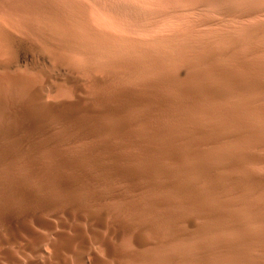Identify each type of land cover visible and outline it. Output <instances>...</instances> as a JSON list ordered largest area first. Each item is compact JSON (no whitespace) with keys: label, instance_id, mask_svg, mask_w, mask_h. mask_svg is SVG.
Listing matches in <instances>:
<instances>
[{"label":"bare ground","instance_id":"obj_1","mask_svg":"<svg viewBox=\"0 0 264 264\" xmlns=\"http://www.w3.org/2000/svg\"><path fill=\"white\" fill-rule=\"evenodd\" d=\"M249 7L247 4L246 8ZM229 13L224 12L227 16ZM255 16L257 14L252 15L253 18ZM123 27L118 29L124 30L122 35L129 38L130 34ZM247 30L249 33L250 29ZM247 32L240 37H251L252 34L248 35ZM258 35L256 37H261ZM66 36L65 40L69 35ZM0 39V56H4L2 60L8 59L3 63L9 68L3 72L14 65L21 66L22 62L32 69L35 60H39L43 68L37 69V75L42 85L47 84L54 72L60 73L61 57L54 49L56 53H48L50 41H39L37 46L26 43L28 40L23 42L13 37ZM215 39L216 36L213 41ZM61 41L64 44L63 39ZM81 41L80 44L83 43ZM258 41L259 38L256 44L253 42L255 49L261 45ZM76 43L73 55L79 57L82 53H77ZM251 43L249 45L253 46ZM246 46L245 49L237 47L246 51L244 56L255 51L248 53ZM44 47L46 50L43 52L41 48ZM80 48V52L87 50ZM192 48L190 50L194 52L195 48ZM219 49H212L219 57L207 54V50H210L208 47L207 55L186 64L181 61L185 56H179L174 61L180 59L181 66L173 62L178 67L168 75L167 71L171 69L164 73L166 66L164 70L160 68L162 62L155 58L156 53V56L150 53L147 59L155 56V60L151 58L145 61L146 73L152 72L153 77L141 79L137 91L120 88L105 91L106 96L92 91L87 101L83 102L77 97L71 103L61 104L60 109L44 102L40 87L28 83L21 86L19 99L0 95V117L4 113L11 116L14 132L8 138L13 137L15 143L14 149L0 151V231L6 230L7 225H20L27 231L31 226L52 231L53 224L44 217V212L56 219L62 228L72 230L74 237L82 243L86 244L87 234L90 241L102 244L108 255L111 254L110 241L126 236L128 245L136 252L127 256L135 263L264 264V68H260V65L248 67L238 56L231 59L229 53L217 54ZM235 51L238 53L239 50ZM168 52L173 54L171 49ZM91 53L94 54L88 52L92 56ZM181 54L184 55L182 51ZM226 55L229 56L226 63L225 59L224 62L218 59ZM87 57L81 69L78 66L81 71L75 68L83 71L82 75L84 72L85 76L88 74L87 78L81 77L88 79L90 76L92 85L97 88L101 78L97 79L92 73ZM96 57L99 56H95L93 61L98 63ZM132 57L133 60L135 57ZM99 58H103L101 53ZM217 60L229 68L218 67ZM19 62L21 64H17ZM106 62L104 64H109ZM24 65L22 67L25 69ZM126 65L129 68L128 62ZM15 68L12 71L20 69ZM62 68L65 69L64 66ZM94 70L97 71L96 67ZM74 72H64L62 76L63 81L78 94L82 91L81 79ZM134 74L139 75L137 72ZM121 75L123 78L124 74ZM127 78L133 80L132 77ZM62 83L61 86H64L65 83ZM6 86L3 85L5 94ZM88 90L86 88L87 95ZM18 130L26 131L29 138L19 135ZM27 142H32L31 151L34 154L38 153L40 142H43L44 148L50 152L49 157L45 161L39 156V159L29 160L30 155L21 149ZM24 218L29 220L30 225L24 224ZM149 249L155 253H148Z\"/></svg>","mask_w":264,"mask_h":264},{"label":"rangeland","instance_id":"obj_2","mask_svg":"<svg viewBox=\"0 0 264 264\" xmlns=\"http://www.w3.org/2000/svg\"><path fill=\"white\" fill-rule=\"evenodd\" d=\"M247 4H248V7L249 6L251 7L246 8ZM261 7L264 8V0H248V1L247 0H212V1L211 0H0V38L1 37L4 38L5 36H7V37H13L17 39H22L23 42H26V40H28L26 43L34 44L37 46H39L38 45L39 41H46V42L50 41L49 42L50 46H48V48L50 47L49 52L48 51L47 52L48 53L57 52L56 54H59V56L61 57L60 73L54 72L51 75V77L48 79L47 84L42 85L37 75L38 71L41 68H43L39 60H35L34 62L35 65L32 67V69L31 67H29L27 63L26 65L25 62H22L21 66L14 65L10 68V70L3 72L9 69L8 67H5L6 64L4 65V63H6L8 59L6 58L7 57L6 55H5V58L7 60L6 59L2 60L4 56H0V59H1L0 60V66H1L0 95H2L5 98H9V99H12V98L19 99L21 96V86L23 84L28 83V84L36 85L37 87H40L39 88L40 96H41V99L43 98L42 100L44 102H47L48 104L53 105L55 108L60 109L61 104L71 103L77 97L81 99V101L83 102L87 101L88 99H90V96L92 95L93 92H100V94L106 96L105 91L118 90L120 88H125V89L130 88L129 90L132 89L131 91H137L138 87L142 83V80L150 79L153 77L152 72L149 71V73H146L148 70H146L147 68H146L145 61L151 58H154L157 55L155 58L156 59L159 58V61L162 62L160 63V65L158 63L159 67L163 68L164 66H166L164 73H166L167 69H171L167 71V75H168V72H171L176 67H178L177 65H174L175 62L178 63V65L182 63L181 61H184L185 64L186 62L191 63L192 59L194 61V58H196L197 60L199 57H202V55L206 53V50L208 49V47H210V50H212L213 47L216 50L217 48H220L219 53L217 52V54H222V53L228 54L229 53L231 59L232 57L236 58L238 56V58L248 67L255 68L260 65L259 66L260 68H264V60H263L264 59V50H263L264 41H262L264 38V35H263L264 9ZM216 8L217 9L219 8V9L217 10ZM241 8L244 10L246 9V10L243 11ZM250 9L252 11L249 12ZM222 10H223V13H222ZM217 11L219 14L216 13ZM225 11L226 13L227 11L228 13L230 11L228 16L227 14H224ZM102 12H105V13H102ZM245 12L248 15H246ZM236 13H238V15H236ZM240 13L242 15H240ZM244 13L247 17L244 15ZM251 13H254V14H251ZM255 13L257 14V16L253 18L252 15L253 16L256 15ZM105 14L107 15L109 14L110 17L112 18H110L109 15L108 17L107 15L105 16ZM127 17H130V18H127ZM108 18H110L111 20H108ZM112 20L114 21L112 22ZM128 21L134 22V24H138L140 26L138 25L136 26L133 23H132L133 25H131V22H128ZM57 24L60 26H58ZM126 24H128V26H126ZM121 26L122 27L124 26L123 29H125V31H128L127 33L130 34V35L128 34L130 36L129 38L125 37V35H122L124 30L121 31L118 29L119 27L121 28ZM261 26H263V28ZM127 27L129 28L132 27L133 29L131 28L127 29ZM256 28L258 29V31L256 30V33H257L256 35L259 34L258 36H261V37H256L255 35ZM247 29H250L249 33L247 32L248 31ZM246 32L248 33V35L252 34L251 37L253 35L255 36V37L253 36L254 38L253 37L251 38L248 36L249 38L253 40L257 41V38H259L260 41H258L259 42L258 44H261V45L256 46V49H255L254 46L256 44L255 43L256 41L254 42L253 40L250 39V42H248L249 38L246 39L247 38L246 36L243 37L242 39L240 35H242L243 33H244L243 35H246ZM66 35H69L68 39L66 38L67 40H65L64 38V37H67ZM215 36L217 37V39L213 41ZM43 37H44V40H42ZM224 37L226 38L225 41H223ZM238 37L241 38L240 42H242V44L239 42L240 38ZM62 39L64 41V44L61 41ZM79 40L83 41L82 44L84 45V47L82 44H80ZM76 41L78 43L77 53L78 52L82 53L79 55V57L78 55H73L75 54L73 53V50L76 51V47L74 45ZM209 42H210V46H208ZM226 42L227 44H230V45L226 46L227 45L225 44ZM246 42H248L249 44L252 42L251 44H253V46L249 44L247 45ZM66 44L69 46V48H67L68 46ZM73 45L75 48H73ZM231 45L233 46L231 47ZM241 45H244V46H241ZM246 45L248 46V48ZM79 46H81V48L83 47L82 49H87V50L80 52V50L78 51V49L80 48ZM238 46H240V48L244 47V49L246 46L248 53L250 51L255 50L254 52H257V54L254 52H250L251 54L253 53V55L247 54L244 56V53H246V51L244 49H238L239 48ZM0 47H1V43H0ZM55 47H56V50H55ZM59 47H61L62 49ZM64 47L67 48V50H65ZM173 47H175L177 50ZM191 47L195 48L194 52L190 50ZM223 48L225 50L227 49L231 51L230 52L225 51ZM41 49L43 50V52L44 50H46L45 47ZM53 49L56 52H54ZM110 49H112L113 51ZM163 49L166 53H164ZM169 49L173 50V54H169L171 52V51L168 52ZM234 49L235 50L237 49V51L239 50L240 51V52L238 51L239 54L236 53ZM261 49L263 52L260 51ZM59 50H60L61 55L60 53H58ZM148 50H150V52ZM198 50H200V52H198ZM210 50H207L209 51V53L207 54H210L213 56L215 55L219 57V55L214 54L216 53V51L212 50V52L210 53ZM1 51L2 50L0 49V52ZM61 51L62 52L64 51V52L62 53ZM66 51L72 52V55H69L71 53L70 52L66 53ZM95 51L98 52L97 55ZM146 51L149 53H147ZM161 51H163L162 54L160 53ZM181 51L182 53H184V55L181 54ZM88 52L89 53L94 52V54L91 53L93 54L91 56L90 54H88ZM125 52L126 54L127 53H129V55L131 54L133 56L132 58L135 57L133 59L134 61L131 59V55L127 56ZM190 52H193V54L192 53L190 54ZM232 52L233 53L235 52V54H230ZM100 53H101V56L104 58V60L106 58L105 61L103 60V58L101 59L99 58ZM150 53H152L151 54L152 56L153 54L155 55V53L156 55L154 57L149 56L151 58L147 59L148 58L147 56ZM178 53L181 54L182 56L177 55ZM242 53L243 55H241ZM255 54L257 56H255ZM86 55L88 56L87 58L90 59V60L87 59L86 61L88 64H90L91 69H93L92 73L97 76V79L101 78L99 79L101 84H99L97 88L92 85V82H91L92 80L90 76H89L90 83L88 82L89 78L86 79L88 77V74L87 76H85V72L83 73L84 75L81 74L83 71L80 72L82 64L86 59ZM94 55L99 56V57H96V60H99L98 63L93 61L95 60ZM164 55L165 57H169L171 60L168 61L167 59L169 58H166L165 60ZM196 55L198 57H196ZM239 55L242 57H239ZM107 56H109L108 58L109 60L107 59ZM162 56L164 57L163 59H161ZM170 56H172V58ZM179 56L180 58L181 57L183 58V56H185L184 60L181 59L180 61V59H178L179 60L178 62L177 60L174 61V59L179 58ZM258 56L261 57L259 61H258V58L260 57ZM47 57L51 59L49 56ZM128 57H130V59ZM228 57L229 56L227 55L224 58L223 57L221 58L220 56V58L218 59H221L222 62H224L223 60L225 59L224 63H226V59L229 60ZM110 58H112V60ZM78 60L79 62L81 61V64L77 62ZM130 60H132L133 63H131ZM106 61L109 62V64ZM112 61H116V63ZM156 61L159 62L158 60ZM218 61H219V63L217 64L218 67H222L223 69H225V66H227V64L224 65L221 63L220 60H217V62ZM105 62L107 64H104ZM127 62L129 63V68H128V65H126ZM134 63L136 64L135 65L136 67L134 66ZM17 64H21V62ZM24 64L27 66L30 72L28 71V69H26V66ZM123 64H125L126 66H123ZM23 65L25 66V69L24 67H22ZM105 65H108L109 67ZM2 66H4V68ZM62 66H64L65 69H63ZM78 66L80 67V69L78 68ZM15 67H19L20 69L18 68L19 70L12 71V69L16 70ZM75 67L78 68L80 71H78V69H76ZM95 67L97 71L94 70ZM120 67H122V69ZM187 67L188 66H186L185 68ZM141 68L145 70L142 71ZM227 68L229 67L227 66ZM75 69L76 71L80 73L79 76L77 75L78 73L75 71ZM188 70L190 71L191 69L188 68ZM230 70L233 71L231 67H230ZM64 72L71 73V74H73L74 72V74H76L75 76H77V78L79 77L78 78L79 80L84 79L83 82L80 80V83H81L80 85L82 88V91L80 93L78 94L75 93L71 85H69L67 82H64L65 80L63 81L64 78L62 76V73ZM126 72H130V74H127ZM135 72H137V74L139 75L134 74ZM103 73H104V76H103ZM122 73L124 75L126 73L125 76L123 75V78L121 77ZM144 74H146L145 78H143ZM81 76L86 77V78H83ZM3 77L5 79H3ZM124 77L126 78V81ZM127 77L133 80L130 81V79H128ZM21 80H22V83H21ZM60 82L61 83L64 82L65 84L62 83V85L64 84V86H61ZM3 85L4 87L7 85L6 86L7 89L4 88L6 90L7 95L3 91ZM114 85H115V88H114ZM10 86H13L12 89L10 88ZM85 87L87 88V90L89 89L88 90L89 92L87 91L88 95L86 93ZM14 89L17 91H14ZM47 89H49V91ZM101 91H103L104 93H102ZM42 92H44L45 94ZM8 93H10V95ZM46 95H47V98H46ZM79 96H81V98ZM44 98L48 99L49 101L45 100ZM52 101L55 103H53ZM12 125H13V121L11 120V116L8 113H4L3 117H0V132H2L0 133V151L2 149H3L2 151H7L10 149H14L15 147V143L12 139L13 137L10 136L8 138V136L14 132V128L12 127ZM17 133L19 135L21 134V136L25 138H29L28 133H26V131L24 130H18ZM43 142H40L41 143L40 147L37 144V147H39V149L37 151L38 153L36 154H34L31 151L32 145H33L32 142L25 143L21 147V149L22 151H24V153L30 155L29 160L34 161L36 159H39L40 157L42 161L43 160L45 161V159L49 157L50 152L44 148L45 146ZM43 215L45 218H47L49 221L52 222L53 224L52 231H47V230L40 229L34 226L33 227L31 226L30 231H27L20 225L15 226V227H8L7 225L6 230L0 231V264H90V263L91 264L93 263L94 264H111V263L112 264H140L138 261H136L135 263L134 260H132L131 258L127 256V254H133L136 252L134 249H132L128 245L126 236L124 237L121 236L120 239L116 241L114 240H111L112 242L110 241L111 254L108 255L104 249V246L93 240L90 241L87 234H85V239L87 240H86V244H84L78 238L74 237L75 233L72 230H69L68 228H62L58 224L56 219L49 217L44 212H43ZM23 222L24 224L30 225V222L27 218H24ZM68 232H70L73 236L69 234ZM118 241L120 242L118 243ZM117 243H118V246H117ZM128 246L130 248L129 250H127ZM46 249L48 250V252H50L49 254ZM119 250H122V251H119ZM147 252L155 253L153 249H149ZM102 257H105V258L102 259ZM88 259L90 263H88L89 262Z\"/></svg>","mask_w":264,"mask_h":264}]
</instances>
